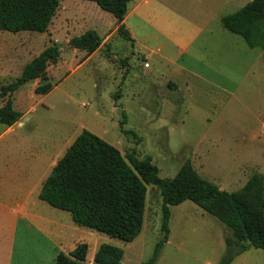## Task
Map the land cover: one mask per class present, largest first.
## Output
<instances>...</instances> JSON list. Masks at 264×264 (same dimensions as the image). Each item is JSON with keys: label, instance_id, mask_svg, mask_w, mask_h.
<instances>
[{"label": "rangeland", "instance_id": "obj_1", "mask_svg": "<svg viewBox=\"0 0 264 264\" xmlns=\"http://www.w3.org/2000/svg\"><path fill=\"white\" fill-rule=\"evenodd\" d=\"M60 1L46 33L0 30V89L15 82L24 67L47 47L56 44L61 52L58 62L48 67L53 86L48 94H36V88L44 84L36 80L13 95L14 108L23 114L28 112L25 128L17 132L34 140L46 136L52 141L67 140L70 147L88 130L124 155L151 158L161 178H174L183 164L191 161L202 177L230 193L241 189L252 175L264 176V49H251L240 36L219 28L213 36L200 38L191 52L203 51L213 67L208 72L223 75L211 74L212 79L226 85L230 92L193 79L178 81L177 90L169 82L168 69L152 53L159 42L163 43L162 35L141 37L138 33L137 44H132L119 32L114 33V16L95 2ZM168 7L157 10L153 5L150 13L142 9L151 22L145 21L138 29L178 27L183 22L181 17L197 8L194 0H180V5ZM91 29L101 37L111 35L108 43L93 54L70 45L73 37ZM141 41L147 43L148 50H143ZM144 53H150L153 62L148 71L150 64L145 67ZM161 55H173V48ZM4 102L0 100V107ZM4 130L5 125L0 123V142L7 140L2 138ZM162 206L161 190L148 186L144 228L131 243L86 228L90 234H74L78 242L85 238L77 245H89L86 264H95L93 256L102 244L123 249L121 264L149 261L164 235ZM171 211L169 240L156 264H218L227 252L225 239L232 232L191 201ZM54 214L56 219L72 220L67 212ZM28 237L39 244L46 234L30 232L24 239ZM25 247V256L21 254L15 264H52L48 257L41 260L31 244ZM232 264H264V251L251 248Z\"/></svg>", "mask_w": 264, "mask_h": 264}, {"label": "trees", "instance_id": "obj_2", "mask_svg": "<svg viewBox=\"0 0 264 264\" xmlns=\"http://www.w3.org/2000/svg\"><path fill=\"white\" fill-rule=\"evenodd\" d=\"M95 2L114 16L119 33L132 41L123 21L134 0H84ZM60 0H0V30L9 33H46L58 10ZM222 26L240 36L249 48L264 49V0H252L242 9L224 16ZM102 44L95 30L73 37L70 45L93 54ZM60 48L53 44L23 69L18 79L0 89V123L13 126L22 113L14 108L13 95L29 82L44 84L36 94L52 89L48 67L60 58ZM151 158L138 159L124 155L94 133L84 130L53 168L41 189L39 198L52 208L67 212L79 227L97 231L126 243L142 233L145 222L147 187L161 190L163 238L153 257L144 264H156L170 235L171 208L191 201L222 222L231 232L226 237L227 252L218 264H232L236 257L251 248L264 251V176L254 174L239 190L227 192L202 177L186 161L177 175L164 179ZM89 245L80 243L69 254L60 253L55 264H86ZM123 249L102 244L94 256L95 264H121Z\"/></svg>", "mask_w": 264, "mask_h": 264}, {"label": "crops", "instance_id": "obj_3", "mask_svg": "<svg viewBox=\"0 0 264 264\" xmlns=\"http://www.w3.org/2000/svg\"><path fill=\"white\" fill-rule=\"evenodd\" d=\"M251 1L194 0L197 8L195 7L190 15L181 17L183 22L178 24V27L172 28L173 25H170L169 29L161 30L157 24L156 27L160 30L144 28L141 30L138 28L144 26L145 21L151 22L150 17H144L142 9H146L149 13L153 12L149 11L153 5L157 6V10L169 9L168 6L180 5V0H134L122 24L126 29L128 22V30H126L132 38V41L129 40L132 44H137L138 33H141V37L142 34L163 36V43L159 42L152 53L159 57L160 65L168 69L169 82H172L177 90H180L178 81L193 79L199 84H208L224 93H229L230 88L212 79L211 74H216L218 77L223 75L220 72H208L210 69L213 70V67L204 58L203 51L192 53L191 50L200 38L213 36L219 28L226 30L222 26V18L242 9ZM115 26L114 33H118L117 21ZM151 26L157 29L154 25ZM101 38L102 44L99 49L108 43L111 35ZM140 44L144 46L143 50H148L145 41H141ZM172 48L173 55H161ZM132 55L135 56L136 53L133 51ZM188 55L190 57L185 59ZM142 57L145 60L144 64H150L146 71L150 70L153 67L150 53H144ZM257 58L261 59V54ZM27 114L28 112L22 113L21 121L15 125L5 126L2 138L7 140L0 142V264H15L21 254L25 256L27 243L33 246L35 253L38 252L41 260L48 257L50 262L55 264L60 253L69 254L76 248L77 243L85 240L81 237L78 242L77 238L74 239V234L88 235L91 232L78 227L69 217L56 219L54 213L63 214L64 211L52 208L39 198L44 182L69 146L67 140L52 141L47 139V136L42 140H34L17 132L25 128V123L28 121ZM37 231L46 234L43 243L38 244L35 238L24 239L26 233Z\"/></svg>", "mask_w": 264, "mask_h": 264}, {"label": "built area", "instance_id": "obj_4", "mask_svg": "<svg viewBox=\"0 0 264 264\" xmlns=\"http://www.w3.org/2000/svg\"><path fill=\"white\" fill-rule=\"evenodd\" d=\"M145 67H149V63H146V64H145Z\"/></svg>", "mask_w": 264, "mask_h": 264}]
</instances>
